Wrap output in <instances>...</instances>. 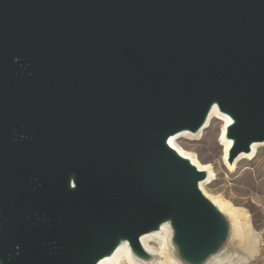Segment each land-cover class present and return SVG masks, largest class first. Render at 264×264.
Instances as JSON below:
<instances>
[{"label":"water","instance_id":"1","mask_svg":"<svg viewBox=\"0 0 264 264\" xmlns=\"http://www.w3.org/2000/svg\"><path fill=\"white\" fill-rule=\"evenodd\" d=\"M213 110L229 167L264 144V0H0V264L223 256L233 217L170 143Z\"/></svg>","mask_w":264,"mask_h":264},{"label":"rangeland","instance_id":"2","mask_svg":"<svg viewBox=\"0 0 264 264\" xmlns=\"http://www.w3.org/2000/svg\"><path fill=\"white\" fill-rule=\"evenodd\" d=\"M223 124L220 119L212 120L199 137L185 136L177 144L213 171L214 179L204 187L205 192L246 215L255 251L249 261L264 264V146L256 148L253 157L241 158L234 168H229L220 141ZM150 244L159 247V243Z\"/></svg>","mask_w":264,"mask_h":264},{"label":"bare ground","instance_id":"3","mask_svg":"<svg viewBox=\"0 0 264 264\" xmlns=\"http://www.w3.org/2000/svg\"><path fill=\"white\" fill-rule=\"evenodd\" d=\"M221 120L224 121V124L222 125L221 132H220V141L223 144V151L224 156L226 153V149L229 145V142L225 141L224 139V125L228 123V118L224 115L219 114L215 110L212 111L211 115L209 116L207 122H206V128L208 125L210 126V123L212 120ZM205 128V129H206ZM204 129V130H205ZM203 130V131H204ZM203 131L198 132L194 137H199ZM185 136H192L191 134L182 133L179 134L173 138L170 139L171 145L182 155L188 156L191 158L192 162L199 168V169H205L209 172V176L205 182L201 184V189L205 192L204 187L208 184H210L214 179V173L208 166L201 165L197 159L190 155L188 152L184 151L182 147H180L177 144V140L179 138H183ZM264 146V144H255L252 147V152L249 155H240L233 163V165L229 168H234L235 163L240 160L241 158H251L254 156V153L256 151V148ZM206 193V192H205ZM207 194V193H206ZM220 208L225 209V211L233 217L235 227H236V240L235 242L230 246L229 250L220 257L214 258L209 264H245L249 261V259L253 256L255 251L253 250V238L251 236V233L249 231V223L247 220L246 215L234 208L229 203L225 202L223 199H220L218 197H215L213 195H208ZM142 244L146 248V250L151 252H156L160 255V261L157 264H177L175 260L171 257V254L169 252V249L167 247V234H153L148 235L146 237L142 238ZM153 243H159L158 248L152 247ZM123 262H126L127 264H139L136 262L131 255L129 254L128 248L123 245L121 246L114 254V256L111 259L104 260L100 262L99 264H121Z\"/></svg>","mask_w":264,"mask_h":264},{"label":"crops","instance_id":"4","mask_svg":"<svg viewBox=\"0 0 264 264\" xmlns=\"http://www.w3.org/2000/svg\"><path fill=\"white\" fill-rule=\"evenodd\" d=\"M249 263H247V264H250L251 262L250 261H248ZM252 264V263H251ZM255 264H259L258 262L257 263H255Z\"/></svg>","mask_w":264,"mask_h":264}]
</instances>
